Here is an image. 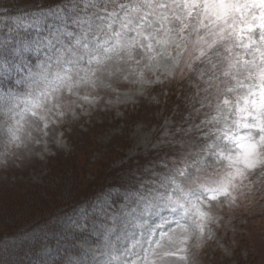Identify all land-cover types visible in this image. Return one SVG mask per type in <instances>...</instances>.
Masks as SVG:
<instances>
[{"label":"snow or ice","instance_id":"6c2138e0","mask_svg":"<svg viewBox=\"0 0 264 264\" xmlns=\"http://www.w3.org/2000/svg\"><path fill=\"white\" fill-rule=\"evenodd\" d=\"M41 15L52 22L0 39V135L20 147L64 115L65 93L124 66L179 69L188 117L150 177L108 206L104 259L89 264H187L190 241L211 237L213 202L235 205L264 170V0H66Z\"/></svg>","mask_w":264,"mask_h":264},{"label":"rangeland","instance_id":"374dc122","mask_svg":"<svg viewBox=\"0 0 264 264\" xmlns=\"http://www.w3.org/2000/svg\"><path fill=\"white\" fill-rule=\"evenodd\" d=\"M65 2L0 0V24L7 21L8 36L16 29L22 33L23 25L37 16L47 25L52 17L41 10ZM146 62H130L115 76L105 74L106 87L81 85L74 94L65 93L64 115L53 116L54 123L44 131L29 129L31 136L26 132L20 147L6 145L0 135V235L26 228L44 212H64L60 220L71 240L63 245L58 264H89L93 255L104 259L105 229L111 226L108 206L118 208L127 192L150 177L153 162L167 151L161 142L188 117L184 97L194 91L180 80L179 69L168 76L167 67L153 72L143 67ZM246 184V195L235 205L223 197L213 202L214 219L207 225L211 237L206 233L190 241L187 264H264V170ZM60 240L41 250L46 262L58 256Z\"/></svg>","mask_w":264,"mask_h":264},{"label":"trees","instance_id":"16d2710c","mask_svg":"<svg viewBox=\"0 0 264 264\" xmlns=\"http://www.w3.org/2000/svg\"><path fill=\"white\" fill-rule=\"evenodd\" d=\"M42 13V10H41ZM3 17V16H2ZM22 23H25L23 20ZM7 21L0 24V39L8 36L4 28ZM12 25L13 21H12ZM21 29H16L12 34L20 33ZM24 27L22 30L23 34ZM6 87V85H3ZM62 213L52 214V212H44L41 217L33 219L31 224L26 228H18L12 233H4L0 235V264H58L61 262L63 255L61 254L63 245L71 240L67 238L68 233L64 231L60 217ZM23 227V226H22ZM58 256L47 260L40 255L41 250L47 245H55V241L60 239ZM66 237V239H65ZM77 236L74 237L76 239ZM68 247V246H67Z\"/></svg>","mask_w":264,"mask_h":264}]
</instances>
